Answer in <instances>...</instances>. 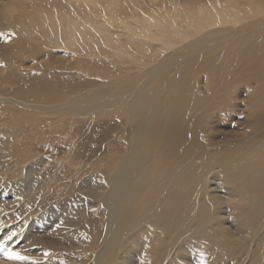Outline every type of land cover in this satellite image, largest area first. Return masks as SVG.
I'll return each instance as SVG.
<instances>
[{
    "label": "bare ground",
    "instance_id": "1",
    "mask_svg": "<svg viewBox=\"0 0 264 264\" xmlns=\"http://www.w3.org/2000/svg\"><path fill=\"white\" fill-rule=\"evenodd\" d=\"M125 2L0 0V104L63 107L65 114L83 118L86 114L112 113L105 100L111 94L106 90L129 95L121 106L125 149L104 156L106 167L93 168L106 175L103 178L97 174L101 190L97 201L111 242L100 247L97 257L89 260L92 264H122L109 245L123 243L125 237L126 242L118 247L128 253L123 264H136L139 247L131 243H136L139 235L156 241L154 248L144 250L161 255L149 259V264L169 263V253L171 257H185L187 244L190 248H206L214 242L232 261L245 248L253 250L256 260L264 261V0H225L219 8L215 2L193 0L180 5L178 11L141 15L131 6L125 11ZM185 39H190L191 50L181 54L183 65L170 62L166 68L169 76L179 79L184 67L198 65L201 71L214 74L205 84L216 85L222 66H231L229 59L240 61V74H252L247 131L253 133L254 140L250 151L233 147L214 151L206 158L199 155L196 160L182 157L179 165L177 159H166L174 154L176 144L186 139L181 116L187 115L177 93H168L166 103L156 105L159 80L155 76L163 62H155L147 53L153 42L162 48ZM212 43L224 48L213 53ZM223 57L228 59L227 64ZM96 63L98 66L92 69ZM151 85L154 89L149 97L133 92L150 89ZM118 112L120 109L115 114ZM86 181L81 179L80 184ZM216 181L219 184L215 185ZM36 190L28 196L34 202L43 197ZM78 209L81 221L82 205ZM18 228L20 231H16ZM60 228L65 226L61 224ZM12 231L24 242L18 246L20 258L3 247L0 239V264L27 262V251L34 244L59 249L57 244L25 240V227L16 226ZM78 233L83 234L82 227ZM49 237L61 240L53 232ZM231 237H236V244L229 241ZM198 238L208 243L195 245ZM83 241L94 242L89 236Z\"/></svg>",
    "mask_w": 264,
    "mask_h": 264
},
{
    "label": "rangeland",
    "instance_id": "2",
    "mask_svg": "<svg viewBox=\"0 0 264 264\" xmlns=\"http://www.w3.org/2000/svg\"><path fill=\"white\" fill-rule=\"evenodd\" d=\"M125 1V11L131 6L135 13L141 15L166 14L174 9L178 11L180 5L193 0ZM195 1L215 2L217 8L225 2ZM95 15L98 14L94 13ZM189 40L162 48L153 42L155 45L147 53L155 62H163L160 73L155 76L159 80L155 87L156 105L165 104L168 93H177L184 102L187 115V118L181 116L182 123L186 125V139L177 143L174 154L166 156V159H177L179 165L182 157H185L184 160H196L199 155L206 158L214 151L233 147L242 152L250 151L254 140L253 133L247 131L252 106V74H240L237 71L240 61L229 59L232 64L230 67L222 66V72L215 78L216 85L205 84L214 74L204 69L201 71L198 65L184 67L179 79L169 76L166 68L171 61L183 65L181 54L185 50H191ZM211 46L213 53L224 48L217 43H212ZM176 54L178 57H175ZM223 61L227 64L228 59L223 57ZM97 66L98 63L92 69ZM137 72H140L139 68ZM152 89L154 87L151 85L150 89L133 92L147 95ZM106 91L111 94L105 100L110 104L107 108L112 109V113L97 116L86 114L83 118L65 114L63 107L36 108L32 105L30 108L19 104L7 107L0 104V239L4 243L3 247L10 249L15 255L20 254L18 246L24 242L21 241V236L15 238L12 230L16 226L25 227V240L57 244L59 247L49 250L40 244L31 245L27 251V262L22 264H92L89 260L97 257L100 247L111 242V235L104 230L106 221L102 219V206L97 201L101 199L97 174H102L103 178L106 175L98 169L99 172H95L93 168L106 167L107 158L104 156H108L113 150L125 149V125L122 126L125 118L121 106L129 95L124 91L123 95L120 90ZM135 95L137 94L133 98ZM119 109L121 117L120 112L115 114ZM4 131L10 132L12 136L1 135ZM81 179L87 180L86 183L80 184ZM217 184L219 181H216L215 185ZM36 187L37 194L44 198L34 202L28 196ZM104 189L103 186L102 190ZM82 191L86 193H81ZM81 205L84 217L79 221L81 214L78 207ZM26 206L29 208L26 209ZM61 224L65 229L61 230ZM79 227L83 228V234L78 233ZM16 231H20L19 228ZM52 232L61 240H50ZM68 232L75 237L72 238ZM86 236L91 237L94 242L83 244ZM79 239L82 241L77 242ZM144 239V235H139L135 237L136 243H131L139 247L135 254L136 264H149V259L161 257L159 253L150 254L144 250L146 247L154 248L156 244L151 236L147 235V239ZM126 240V237L122 238L121 242L125 243ZM229 241L237 243L236 237H231ZM123 243L109 245L115 250L112 252L115 258L122 264L128 256L127 252L118 249ZM198 243L207 244L208 240L198 238L195 245ZM187 245L185 257H171L169 253L167 264H264V261L254 258L251 248L243 249L232 261L223 256V247L215 242L206 248L200 245L190 248V244ZM68 247L73 250L65 251ZM144 255L148 258L141 259ZM263 257L264 253L261 254V258ZM21 259L22 262L25 260Z\"/></svg>",
    "mask_w": 264,
    "mask_h": 264
},
{
    "label": "snow or ice",
    "instance_id": "3",
    "mask_svg": "<svg viewBox=\"0 0 264 264\" xmlns=\"http://www.w3.org/2000/svg\"><path fill=\"white\" fill-rule=\"evenodd\" d=\"M16 255H18V254H16Z\"/></svg>",
    "mask_w": 264,
    "mask_h": 264
}]
</instances>
